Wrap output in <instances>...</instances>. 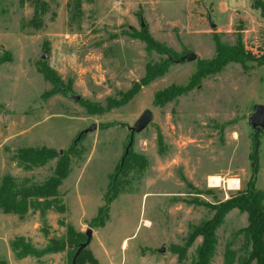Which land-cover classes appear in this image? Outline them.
Segmentation results:
<instances>
[{"label":"rangeland","instance_id":"374dc122","mask_svg":"<svg viewBox=\"0 0 264 264\" xmlns=\"http://www.w3.org/2000/svg\"><path fill=\"white\" fill-rule=\"evenodd\" d=\"M238 40L253 61L209 74L216 42ZM186 53L196 61H169ZM262 56L264 0H0V183L42 186L61 159L68 162L49 210L22 219L0 212V261L70 264L90 228L91 244L76 264H178L172 248L212 217L210 206L243 190L253 168L254 187L264 192V131L254 158L248 126L252 106L264 105ZM148 67L165 72L143 86ZM145 109L153 121L134 136L119 169L127 127ZM92 124L96 130L71 151ZM41 149L54 153L43 167L26 170L16 159ZM208 178L220 186L209 188ZM231 180L239 190L222 184ZM246 226L237 210L225 216L212 264H222L228 242L239 252L243 238L235 235ZM200 241L180 264H192ZM13 242L35 255L14 253Z\"/></svg>","mask_w":264,"mask_h":264},{"label":"trees","instance_id":"16d2710c","mask_svg":"<svg viewBox=\"0 0 264 264\" xmlns=\"http://www.w3.org/2000/svg\"><path fill=\"white\" fill-rule=\"evenodd\" d=\"M141 40L147 51L154 50L155 45L147 36ZM215 49L216 56L206 67L209 74L221 71L227 64L244 65L253 61L240 40L233 46H224L216 42ZM257 60L260 65H264V56ZM164 72L160 68L148 67L141 85L150 84L156 78L161 77ZM43 75L47 80L52 81L53 76L51 74L44 71ZM58 92H60L59 88ZM53 157L54 153L46 149L39 151L24 150L16 154L17 161L26 170L43 167ZM128 158L129 156L126 159ZM256 172L257 168H253L249 181L243 190H239L225 200L210 206V211L213 213L212 217L199 226L190 227L183 246L172 248L173 253L177 255L178 264L185 260L187 250L198 238L201 241L196 249V257L192 264H211L217 246V230L221 227L225 216L233 210L246 215L247 226L235 235L243 238L239 252L232 249L231 242L225 244L222 264H264V192L257 191L254 187ZM67 174L68 162L61 159L56 165L53 176L42 186L30 185L26 180L17 182L10 177L3 178L0 183V212L22 219L29 210L38 209L41 212L49 210L53 204L58 203V189ZM78 245L75 246V249ZM11 250L14 253H19L22 257L35 255L28 246L21 242H13ZM86 251L80 254L77 261ZM0 264L5 263L0 261Z\"/></svg>","mask_w":264,"mask_h":264},{"label":"water","instance_id":"95a60500","mask_svg":"<svg viewBox=\"0 0 264 264\" xmlns=\"http://www.w3.org/2000/svg\"><path fill=\"white\" fill-rule=\"evenodd\" d=\"M206 14V22L209 25L210 30H215L217 27L211 22V17L209 14L208 10H205ZM140 23L141 27H144L143 21L140 18ZM42 60H46L47 56L44 54L41 57ZM197 56L194 53H186L183 57L179 58L177 61H173L169 59L170 62H173L175 64H180V63H191L196 61ZM59 91L64 94L68 99L72 100L74 103H78L80 101V97L77 95H73L69 92H67L65 89L59 88ZM252 114L248 118V126L252 129L253 131V139L255 141V146H254V152H253V157L255 158L256 155V150H257V137L260 133L264 131V105H259L255 104L251 108ZM153 121V113L149 109H145L138 119L132 124V126H128L127 130L129 132V137H128V143L127 146L124 150V154L122 156V159L120 161V167H122L124 160L129 156V153L132 148L133 144V139L135 135L140 134L143 132ZM96 130V125L92 124L90 125L87 129L83 130L82 132L79 133L77 138L73 142L72 150L75 149L77 142L83 137L88 134L93 133ZM58 155H61V151L58 152ZM116 178V177H115ZM114 178V180H115ZM93 231L90 228H87L84 231V242L79 244L75 250V253L73 254L70 264H76L77 258L80 256V254L84 251H86L90 245L91 239H92ZM158 254H163L164 253V248L161 247L160 249L156 250Z\"/></svg>","mask_w":264,"mask_h":264},{"label":"built area","instance_id":"2783aa9c","mask_svg":"<svg viewBox=\"0 0 264 264\" xmlns=\"http://www.w3.org/2000/svg\"><path fill=\"white\" fill-rule=\"evenodd\" d=\"M222 184L226 185L228 190H231V191L239 190V185H238L237 181L236 182H234L232 180L231 181H222ZM207 186L209 188H217L220 186V180L217 182L213 178H208Z\"/></svg>","mask_w":264,"mask_h":264},{"label":"bare ground","instance_id":"6f19581e","mask_svg":"<svg viewBox=\"0 0 264 264\" xmlns=\"http://www.w3.org/2000/svg\"><path fill=\"white\" fill-rule=\"evenodd\" d=\"M214 180H216L218 182V179L217 178H214Z\"/></svg>","mask_w":264,"mask_h":264},{"label":"crops","instance_id":"0c3cea01","mask_svg":"<svg viewBox=\"0 0 264 264\" xmlns=\"http://www.w3.org/2000/svg\"><path fill=\"white\" fill-rule=\"evenodd\" d=\"M92 237H93V235H92ZM91 244V243H90ZM90 246V245H89ZM89 248V247H88ZM222 262V261H221ZM212 264V263H211Z\"/></svg>","mask_w":264,"mask_h":264}]
</instances>
